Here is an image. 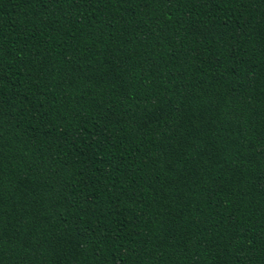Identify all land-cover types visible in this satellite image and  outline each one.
Listing matches in <instances>:
<instances>
[{"label":"trees","instance_id":"1","mask_svg":"<svg viewBox=\"0 0 264 264\" xmlns=\"http://www.w3.org/2000/svg\"><path fill=\"white\" fill-rule=\"evenodd\" d=\"M0 264H264V0H0Z\"/></svg>","mask_w":264,"mask_h":264}]
</instances>
